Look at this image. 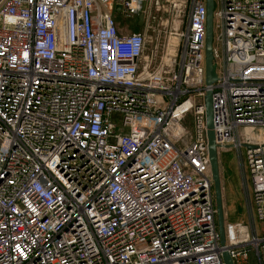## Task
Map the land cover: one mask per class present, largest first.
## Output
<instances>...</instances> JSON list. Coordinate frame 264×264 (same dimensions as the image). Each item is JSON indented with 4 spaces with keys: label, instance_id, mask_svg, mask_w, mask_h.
<instances>
[{
    "label": "built area",
    "instance_id": "built-area-1",
    "mask_svg": "<svg viewBox=\"0 0 264 264\" xmlns=\"http://www.w3.org/2000/svg\"><path fill=\"white\" fill-rule=\"evenodd\" d=\"M143 1L0 0V264H264V143L241 138L264 129V0H217L212 84L207 0H155L174 24L157 65L117 21ZM208 91L254 220L225 244Z\"/></svg>",
    "mask_w": 264,
    "mask_h": 264
},
{
    "label": "rangeland",
    "instance_id": "rangeland-1",
    "mask_svg": "<svg viewBox=\"0 0 264 264\" xmlns=\"http://www.w3.org/2000/svg\"><path fill=\"white\" fill-rule=\"evenodd\" d=\"M219 9L217 0L214 2V11ZM152 14H157L160 23L152 24V29L146 34L145 56L150 55L152 50H155L154 64H159L162 59L163 48L167 44L170 32L173 30L174 24L172 22L166 23V20H161L159 17H164V11L156 10L153 7ZM117 20L120 22H127L131 26V30L136 26L135 16L128 18L124 17L120 10L117 11ZM170 21V20H169ZM217 24V19L214 17V26ZM215 31V29H214ZM217 31V30H216ZM214 32V43L216 42L217 32ZM213 77L217 79L219 75V67L217 60H214L212 69ZM193 114L189 112L184 120L183 125L191 134L193 132ZM188 133V134H189ZM242 141L248 143H264V129L255 128L248 129L241 133ZM247 148L244 147L241 152L245 154ZM245 161H246V156ZM247 162V161H246ZM247 164V163H246ZM219 169L222 186V198L225 225H239L240 223L245 229L252 231L254 220L252 219L251 210L249 206V190L246 180L243 175L241 165V154L236 148H229L219 151ZM249 183V181H248ZM256 226L261 235H264V223L256 219ZM239 227V226H238ZM250 264H259L254 251H250Z\"/></svg>",
    "mask_w": 264,
    "mask_h": 264
},
{
    "label": "water",
    "instance_id": "water-1",
    "mask_svg": "<svg viewBox=\"0 0 264 264\" xmlns=\"http://www.w3.org/2000/svg\"><path fill=\"white\" fill-rule=\"evenodd\" d=\"M208 7V20H207V43H206V78L207 84H212L216 78L213 77L212 69L214 66L213 63V13H214V1L207 0ZM120 6H117L119 9ZM147 8V1H144L139 14L138 25L141 26L144 21L145 11ZM206 118H207V127H208V147H209V158L212 170V177L214 180L215 193H216V202L218 209V224L219 231L221 234L222 244L226 243V230H225V217H224V208H223V198H222V186H221V177L219 169V150L216 144L215 132L213 130V101H212V92L208 91L206 97ZM224 258L226 264H234V261L230 254L225 251Z\"/></svg>",
    "mask_w": 264,
    "mask_h": 264
},
{
    "label": "crops",
    "instance_id": "crops-1",
    "mask_svg": "<svg viewBox=\"0 0 264 264\" xmlns=\"http://www.w3.org/2000/svg\"><path fill=\"white\" fill-rule=\"evenodd\" d=\"M144 1H147V8H146V11H145V16H144V20L146 22L149 21V18L151 17V14H152V10H153V7L156 9V10H161L162 7L160 8L159 6H157L155 4V0H144ZM143 1V3H144ZM142 3V5H143ZM163 5H165L166 7L173 4V3H182V1L180 0H164L162 1ZM142 9V8H141ZM163 10V9H162ZM141 13V10L136 14L134 15L135 19H136V26L135 28H133V30H131V26L127 23V22H120L118 21V24H119V27L121 29L122 32H137V31H140V32H143L140 28H139V25H138V21H139V14ZM173 30H174V27H173ZM172 30V31H173ZM173 39V38H172ZM155 56V50H152V53L150 55H147L146 58H149V57H152V56ZM163 62V61H162ZM157 65V64H155Z\"/></svg>",
    "mask_w": 264,
    "mask_h": 264
},
{
    "label": "flooded vegetation",
    "instance_id": "flooded-vegetation-1",
    "mask_svg": "<svg viewBox=\"0 0 264 264\" xmlns=\"http://www.w3.org/2000/svg\"><path fill=\"white\" fill-rule=\"evenodd\" d=\"M161 20H164L165 18H162L161 16L159 17ZM159 19L157 18V14H151V17L149 18V21L146 22L145 20L143 21V24L141 26H139V28L145 33L148 34L149 31L152 29V24L158 22L160 23V21H158ZM166 23L168 25V23H170L169 20H166ZM186 27V25H185Z\"/></svg>",
    "mask_w": 264,
    "mask_h": 264
},
{
    "label": "bare ground",
    "instance_id": "bare-ground-1",
    "mask_svg": "<svg viewBox=\"0 0 264 264\" xmlns=\"http://www.w3.org/2000/svg\"><path fill=\"white\" fill-rule=\"evenodd\" d=\"M248 130V129H247Z\"/></svg>",
    "mask_w": 264,
    "mask_h": 264
}]
</instances>
